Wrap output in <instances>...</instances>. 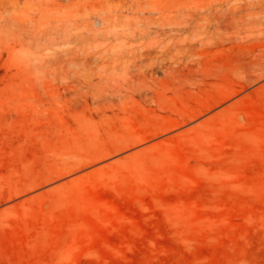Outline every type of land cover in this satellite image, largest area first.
<instances>
[{
	"label": "rangeland",
	"instance_id": "1",
	"mask_svg": "<svg viewBox=\"0 0 264 264\" xmlns=\"http://www.w3.org/2000/svg\"><path fill=\"white\" fill-rule=\"evenodd\" d=\"M257 1L0 0V264H264Z\"/></svg>",
	"mask_w": 264,
	"mask_h": 264
},
{
	"label": "bare ground",
	"instance_id": "2",
	"mask_svg": "<svg viewBox=\"0 0 264 264\" xmlns=\"http://www.w3.org/2000/svg\"><path fill=\"white\" fill-rule=\"evenodd\" d=\"M254 5L257 6L256 8H258L259 13H261V12L264 13V12H263V10H264V0H263V1L259 0V1H257V3L252 2V3H251V6H254ZM256 23H257V24H260L259 22H256ZM261 31H262V30H261ZM262 59L264 60V55L262 56ZM263 77H264V69H263L262 74L259 75L258 77L252 78L251 82L257 81L258 79L263 78ZM259 89H260V88H259ZM237 93H238V92H235L234 94H237Z\"/></svg>",
	"mask_w": 264,
	"mask_h": 264
}]
</instances>
